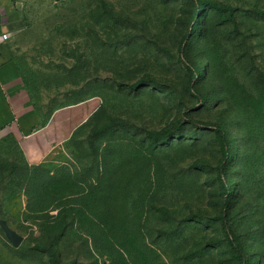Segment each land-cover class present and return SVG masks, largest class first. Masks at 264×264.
<instances>
[{"label": "rangeland", "instance_id": "obj_1", "mask_svg": "<svg viewBox=\"0 0 264 264\" xmlns=\"http://www.w3.org/2000/svg\"><path fill=\"white\" fill-rule=\"evenodd\" d=\"M209 1L234 22L198 0H0L18 16L15 56L0 67V218L23 237L15 248L0 229V264H115L61 190L29 202L12 162L109 168L98 221L127 259L123 199L142 174L140 227L159 262L264 264V0Z\"/></svg>", "mask_w": 264, "mask_h": 264}, {"label": "trees", "instance_id": "obj_2", "mask_svg": "<svg viewBox=\"0 0 264 264\" xmlns=\"http://www.w3.org/2000/svg\"><path fill=\"white\" fill-rule=\"evenodd\" d=\"M197 4H199V6H210L219 11H226L229 18L234 22L232 14L233 9L229 7L218 6L209 0H198ZM262 15L263 13H260L259 16ZM255 78L257 87L264 92V73L257 72ZM137 86L138 84H135L130 88H136ZM189 88L192 89L193 86L190 85ZM107 120V123L103 125L99 134L102 133L105 135L107 128L112 123L110 118H107ZM216 132V137L223 155L221 167L224 168L229 161L227 140L225 131L222 127H216ZM148 134L153 139L163 140L167 137L169 132H150ZM125 145L129 148L132 147L129 143ZM89 147L91 149L94 147L92 142H89ZM101 152L104 153V150L102 149ZM10 166L11 172L19 176L18 180L23 187L29 202H40L39 196L47 194L49 190H54V188L61 190L64 193L62 199H64V206L65 209H67L66 211L73 214L72 216L74 220L85 231L92 244L97 247L102 254L112 259L115 264L135 259L138 260L139 264H164L157 260L154 252L144 241L141 232V205L143 200L141 186L144 180L142 174L139 177L132 178V180L126 185V194L123 199L122 227L133 239V247L129 249L131 255L129 259H127L122 249H118L110 243L104 234V224L101 223L100 220L98 221L99 217L102 216V213H100L98 208L100 205L98 202L108 195L107 184L110 172L109 168L104 167L103 169H99L98 166L91 164L74 170L68 169L65 166H58L52 171L49 168L41 166H21L14 162H12ZM56 200L57 199H52L51 201L56 202ZM225 203H227V199H225ZM221 225L230 248L234 254L241 259V262L244 263L246 261V253L244 252L238 237L229 229L225 216L221 218ZM35 248L46 252L51 251L48 246H37ZM53 264H59V261L54 259Z\"/></svg>", "mask_w": 264, "mask_h": 264}, {"label": "crops", "instance_id": "obj_3", "mask_svg": "<svg viewBox=\"0 0 264 264\" xmlns=\"http://www.w3.org/2000/svg\"><path fill=\"white\" fill-rule=\"evenodd\" d=\"M15 14L8 7L6 8L5 5L0 4V18L2 19L0 23V67L8 64L15 56L17 47L13 44L14 32L11 31V28L17 23L18 16ZM2 33H6V39L2 38Z\"/></svg>", "mask_w": 264, "mask_h": 264}, {"label": "water", "instance_id": "obj_4", "mask_svg": "<svg viewBox=\"0 0 264 264\" xmlns=\"http://www.w3.org/2000/svg\"><path fill=\"white\" fill-rule=\"evenodd\" d=\"M0 229L3 231L6 239L11 243L13 247H19L23 240V237L14 229H12L5 219L0 218Z\"/></svg>", "mask_w": 264, "mask_h": 264}, {"label": "built area", "instance_id": "obj_5", "mask_svg": "<svg viewBox=\"0 0 264 264\" xmlns=\"http://www.w3.org/2000/svg\"><path fill=\"white\" fill-rule=\"evenodd\" d=\"M2 38H3V39H6V38H7L6 33H2Z\"/></svg>", "mask_w": 264, "mask_h": 264}]
</instances>
